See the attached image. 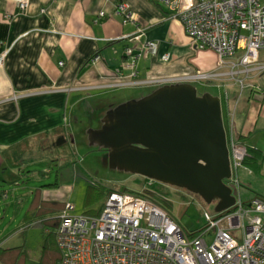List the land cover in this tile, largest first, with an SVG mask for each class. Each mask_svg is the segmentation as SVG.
<instances>
[{
	"label": "crops",
	"instance_id": "crops-1",
	"mask_svg": "<svg viewBox=\"0 0 264 264\" xmlns=\"http://www.w3.org/2000/svg\"><path fill=\"white\" fill-rule=\"evenodd\" d=\"M119 3L129 5L133 20L123 22ZM0 23L8 24L0 41V192L16 189L24 166L45 156L44 149L55 155L72 148L74 123L98 127L108 109L154 88L134 82L217 66L216 53L195 47L153 0H28L25 9L18 0H0ZM146 41L157 44V55L129 67L125 49L139 52ZM166 52L170 59L162 61ZM247 78L242 91L230 87L229 103L221 101L223 122L232 108L237 139L264 152V70ZM243 168L244 177L257 173ZM47 191H39L40 201H61ZM8 198L0 193V201Z\"/></svg>",
	"mask_w": 264,
	"mask_h": 264
},
{
	"label": "built area",
	"instance_id": "built-area-1",
	"mask_svg": "<svg viewBox=\"0 0 264 264\" xmlns=\"http://www.w3.org/2000/svg\"><path fill=\"white\" fill-rule=\"evenodd\" d=\"M153 2L180 22L195 47L213 50L217 66L208 72L193 71L134 84L158 86L197 81L216 84L223 78H232L242 91L247 77L264 70V0ZM27 5L28 0H18L20 9ZM116 12L124 16V23L133 20L127 3H119ZM157 53L153 41H146L139 52L127 47L125 54L131 58L127 65L133 67L141 57ZM160 58L168 61L170 53H162ZM221 82L224 87V81ZM227 93L224 88L223 99L229 103ZM234 113L232 108L228 110L230 119L225 132L231 180L238 187L237 170L247 149L237 139ZM237 195L229 210L205 212L206 223L200 232H186L153 200L118 187L109 190L97 216L68 215L66 206L56 234L63 251L59 264H264V199L253 197L242 201L239 192ZM210 231L214 232V241L208 244L204 235ZM235 231H240V235L235 236Z\"/></svg>",
	"mask_w": 264,
	"mask_h": 264
},
{
	"label": "water",
	"instance_id": "water-1",
	"mask_svg": "<svg viewBox=\"0 0 264 264\" xmlns=\"http://www.w3.org/2000/svg\"><path fill=\"white\" fill-rule=\"evenodd\" d=\"M109 168L198 194L214 211L235 203L221 98L191 82L159 85L108 109L86 130Z\"/></svg>",
	"mask_w": 264,
	"mask_h": 264
},
{
	"label": "rangeland",
	"instance_id": "rangeland-1",
	"mask_svg": "<svg viewBox=\"0 0 264 264\" xmlns=\"http://www.w3.org/2000/svg\"><path fill=\"white\" fill-rule=\"evenodd\" d=\"M214 69L216 67L205 72ZM221 81H224V88L228 92L227 95L230 100V87L238 88L235 79L223 78L216 83L218 86L208 81H205L206 83L197 81L193 84L199 92L207 91L219 96L223 101L219 89L222 85ZM129 90L132 91V89ZM144 91L149 93L151 90ZM96 116L99 117L100 112L96 113ZM80 120L82 121L73 124L72 134L75 138L71 142L73 151L61 154L60 149L61 152L56 150L54 155L49 153V150L44 149L42 153H46V155L40 154L39 159L24 166L23 169L27 171L22 172L24 176L19 179V185H16V189L7 187L10 190L9 198L0 201V246L8 248L24 245L26 256H24L23 264H55L59 255L54 237L56 227L51 222H41L43 219L40 218L42 217L34 216L39 206L32 211L28 210L37 187L57 181V187L42 189L49 190L47 191L48 196L60 198L61 204L66 203L68 215L97 216L110 189L127 187L137 190L145 186L146 181H148V178L144 176L109 168L104 163L103 150L97 146H91L87 142L86 130L88 127H85V124L88 122H84L83 119ZM95 124L96 120L92 126ZM25 158L26 156H24ZM24 162L28 163L27 160ZM237 176L238 187L233 186L231 176L228 179L229 182H226L235 198H238L237 192L240 193L242 201L250 200L256 193L264 194V167L257 173L250 171L247 178L244 177L245 169L241 163L237 170ZM163 184L161 188L169 197L170 208L178 223L186 232L202 231L206 223L204 213L214 214L216 201L206 203L198 194H193L184 188ZM16 200L18 201L17 204ZM57 212L55 209L52 210L49 213V218L55 219L58 216ZM255 214V212H251V215ZM32 220L35 221L32 222ZM233 234L239 236L240 231H235ZM204 238L208 244L213 243L214 232H208Z\"/></svg>",
	"mask_w": 264,
	"mask_h": 264
},
{
	"label": "trees",
	"instance_id": "trees-1",
	"mask_svg": "<svg viewBox=\"0 0 264 264\" xmlns=\"http://www.w3.org/2000/svg\"><path fill=\"white\" fill-rule=\"evenodd\" d=\"M7 30H8V24L7 23H0V41L1 42L6 39ZM211 84H213V83H211ZM156 86H153V87L155 88ZM221 88H223V90H224L223 86H221ZM225 126H226V124H225ZM243 145L247 149V155L242 162L243 167H247V168L249 167V168L254 169L257 172H259L261 170L260 169L261 164L264 162V152L259 150L258 148H255V147H252L249 145L247 146L244 143H243ZM66 146H64L65 151L70 152L72 150L71 147L68 146L66 149ZM8 151L9 150H7V153H8ZM8 156H10V153L8 154ZM147 180L148 181H146L147 182L146 185L140 189H137V190L129 189L127 187H120L119 189L120 190L127 189V190L133 191L135 193H139L140 195L153 200L155 203L159 204L164 209H166L170 213V215L175 220H177L176 217L174 216V214L172 213L171 208H170L171 203H170L169 197H167L165 190H163V188H161V185H164V184L162 182L152 180V179H147ZM57 186H58V182L56 181L53 183H47L45 185L37 187V189L34 193L33 200L29 206V209H28L29 211H32V209H36L39 206V208L35 211L34 216L35 217H42V218H40V219H43V220H41V222H43V221H45L47 223L51 222L56 227V232L54 234V237H55L56 246L59 249V255L55 260V264H59L60 259L63 255V251L58 245L56 234L58 232V227H59L60 221H61L60 215L64 211V209L66 207V203L61 204L62 202L40 201L39 191H41V189L45 188V187L55 188ZM113 189H115V188H113ZM0 193L2 194V196L4 198H6L10 194V190H8V189L3 190ZM254 197H259V198L264 199V194L256 193L254 195ZM54 209L58 211L57 212L58 216L55 219L49 218V213ZM35 219H37V218H35ZM40 219H38V222H40ZM33 221H35V220H32V222ZM23 230H24V228H23ZM24 256H26V248L24 247V245L8 247V248H3V246H0V264H23Z\"/></svg>",
	"mask_w": 264,
	"mask_h": 264
},
{
	"label": "flooded vegetation",
	"instance_id": "flooded-vegetation-1",
	"mask_svg": "<svg viewBox=\"0 0 264 264\" xmlns=\"http://www.w3.org/2000/svg\"><path fill=\"white\" fill-rule=\"evenodd\" d=\"M99 125H100V123H99ZM98 125V126H99ZM87 142H88V140H87ZM105 153H106V150H103V154L105 155ZM226 182L228 183L229 181L228 180H226ZM185 189V188H184ZM186 190V189H185ZM188 191V190H187ZM192 193V192H191ZM193 194H196V193H193Z\"/></svg>",
	"mask_w": 264,
	"mask_h": 264
},
{
	"label": "clouds",
	"instance_id": "clouds-1",
	"mask_svg": "<svg viewBox=\"0 0 264 264\" xmlns=\"http://www.w3.org/2000/svg\"><path fill=\"white\" fill-rule=\"evenodd\" d=\"M191 83H193V82H191ZM159 86V85H158ZM157 87V86H156ZM154 89V88H153ZM224 126H225V124H224ZM216 213V212H215Z\"/></svg>",
	"mask_w": 264,
	"mask_h": 264
}]
</instances>
